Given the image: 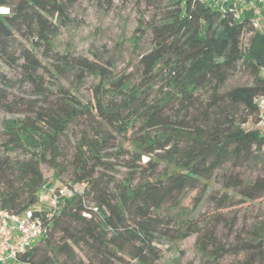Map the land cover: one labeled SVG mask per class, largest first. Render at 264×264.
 Listing matches in <instances>:
<instances>
[{
  "label": "trees",
  "instance_id": "obj_1",
  "mask_svg": "<svg viewBox=\"0 0 264 264\" xmlns=\"http://www.w3.org/2000/svg\"><path fill=\"white\" fill-rule=\"evenodd\" d=\"M146 2L152 46L140 56V83L129 87L114 80L111 66L56 50L61 27L73 21L68 3L0 0L10 10L0 15V61L19 68V84L33 90L14 94L16 83L0 67V110L14 117L0 146V208L40 213L45 163L72 177V194L45 220L47 233L9 264H156V243L172 235L163 210L180 207L188 190L207 195L217 176L224 192L212 197L221 208L264 202V170L253 178L241 171L264 165V134L250 128L264 94V32L253 29L248 11L237 19L199 0ZM239 71L251 82L229 86ZM69 74L98 76L102 89L84 101L60 82ZM20 150L28 156H10ZM188 223L174 238L197 234L210 260L264 264V215L249 216L228 242L216 225Z\"/></svg>",
  "mask_w": 264,
  "mask_h": 264
},
{
  "label": "rangeland",
  "instance_id": "obj_2",
  "mask_svg": "<svg viewBox=\"0 0 264 264\" xmlns=\"http://www.w3.org/2000/svg\"><path fill=\"white\" fill-rule=\"evenodd\" d=\"M68 3L70 17L73 19L70 25L62 26L56 39V50L65 53L69 50L76 55L87 56L96 59L104 65L113 68V78H124L129 82V87H135L140 83L141 54L148 51L152 46V35L146 30L153 9L146 0H62ZM163 1V0H156ZM44 63H48L42 51L38 52ZM2 71L9 79L15 82L14 94L32 95V86L20 85L21 73L19 68H10L1 63ZM65 86L78 94L84 101L93 97L96 89H102V80L98 76L88 75L84 81H79L73 74L60 80ZM251 82V77L244 71L235 73L229 81V86L239 83ZM155 86L152 90H155ZM155 92L151 98H154ZM14 120V117L0 110V146L3 142V131L6 121ZM140 123L134 125L135 128ZM124 139L123 135L120 136ZM78 138L77 129L72 128L67 133L64 150L69 157L72 155L71 143ZM123 145L136 150L128 140H123ZM2 151L3 149L0 148ZM10 156L26 158V151H11ZM148 155L143 156V161L149 160ZM43 172L48 179L44 188V195L51 189L69 186L72 181L70 171L55 174L54 169L48 164L42 165ZM264 170V165L248 164L241 169L245 178H253ZM76 190L83 191V186L75 185ZM221 179L215 177L209 185L207 195L197 190H188L183 197L180 207L164 209V215L171 218L167 224L168 239H162L156 243V264H235V257L226 256L219 263L209 259V254L204 252L198 242V235L192 234L182 239H175L174 234L179 229L185 230L188 221H195L201 225L208 222L217 226V234L222 241H231L233 234L238 230L249 216L254 214L264 215V202H257L248 207H225L213 201L212 194L222 195ZM204 196V197H203ZM203 198V199H202ZM47 206L42 198L36 207L41 209ZM193 219V220H192ZM203 227L202 229H204Z\"/></svg>",
  "mask_w": 264,
  "mask_h": 264
},
{
  "label": "built area",
  "instance_id": "obj_3",
  "mask_svg": "<svg viewBox=\"0 0 264 264\" xmlns=\"http://www.w3.org/2000/svg\"><path fill=\"white\" fill-rule=\"evenodd\" d=\"M221 9H229L235 13L237 19H241L244 12L250 13V22L255 31L264 32V0H199ZM0 6V15L8 13V7L3 10ZM264 75V71H263ZM259 105L257 120L251 123L250 128L258 129L264 134V94L256 97ZM72 194L67 186L51 189L43 199L47 206L38 209L26 210L23 214H15L8 209L0 208V264H9L17 260L20 253L29 250L39 238L48 231L46 219H50L58 202L64 195ZM37 209V208H36ZM44 211V212H43Z\"/></svg>",
  "mask_w": 264,
  "mask_h": 264
},
{
  "label": "bare ground",
  "instance_id": "obj_4",
  "mask_svg": "<svg viewBox=\"0 0 264 264\" xmlns=\"http://www.w3.org/2000/svg\"><path fill=\"white\" fill-rule=\"evenodd\" d=\"M6 7H3V10H5Z\"/></svg>",
  "mask_w": 264,
  "mask_h": 264
}]
</instances>
